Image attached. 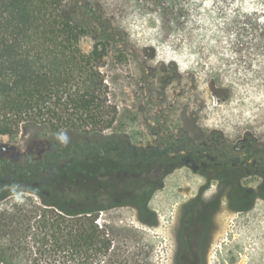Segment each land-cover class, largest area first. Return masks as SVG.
<instances>
[{
    "label": "trees",
    "instance_id": "1",
    "mask_svg": "<svg viewBox=\"0 0 264 264\" xmlns=\"http://www.w3.org/2000/svg\"><path fill=\"white\" fill-rule=\"evenodd\" d=\"M170 3L184 19L179 30L201 12L194 19L205 22L204 5L221 6L226 21H243H225L224 30L254 34L242 36L239 51L246 44L264 51V0ZM247 3L256 6L251 21L240 11ZM118 33L99 4L85 0H0V137L25 136L21 146L0 140V264H147L100 214L133 206L154 224L155 191L185 163L259 177L258 192L235 191L238 211L264 199V144L249 134L237 144L211 132L142 148L109 133L119 110L104 68L111 47L124 42ZM156 167L162 174L152 181Z\"/></svg>",
    "mask_w": 264,
    "mask_h": 264
},
{
    "label": "rangeland",
    "instance_id": "2",
    "mask_svg": "<svg viewBox=\"0 0 264 264\" xmlns=\"http://www.w3.org/2000/svg\"><path fill=\"white\" fill-rule=\"evenodd\" d=\"M85 1L99 4L124 41L111 47L104 68L119 110L109 133L142 148L211 132L222 133L232 144L247 134L264 144V51L248 44L239 51L242 36L254 34L224 30L221 6L204 5L205 22L194 19L201 12L188 19L189 28L179 30L177 21L184 19L178 20L170 0ZM255 8L247 3L240 11L251 21ZM163 17L170 20L167 29ZM0 140L21 146L25 136ZM162 169L156 167L150 179H158ZM206 169L185 163L165 177L149 204L154 224L143 223L133 206L103 212L99 223L125 232L121 242L131 254L141 252L147 264H172L182 229L208 233L207 264H264V199L248 211L232 205L236 190L258 192L262 180L216 165Z\"/></svg>",
    "mask_w": 264,
    "mask_h": 264
},
{
    "label": "flooded vegetation",
    "instance_id": "3",
    "mask_svg": "<svg viewBox=\"0 0 264 264\" xmlns=\"http://www.w3.org/2000/svg\"><path fill=\"white\" fill-rule=\"evenodd\" d=\"M189 217L191 218L192 214ZM207 241L208 233L206 231H199L195 234V231L182 229L177 237L172 264H207Z\"/></svg>",
    "mask_w": 264,
    "mask_h": 264
},
{
    "label": "clouds",
    "instance_id": "4",
    "mask_svg": "<svg viewBox=\"0 0 264 264\" xmlns=\"http://www.w3.org/2000/svg\"><path fill=\"white\" fill-rule=\"evenodd\" d=\"M60 139L63 141V142H67V137L66 136H64V135H62L61 137H60Z\"/></svg>",
    "mask_w": 264,
    "mask_h": 264
}]
</instances>
